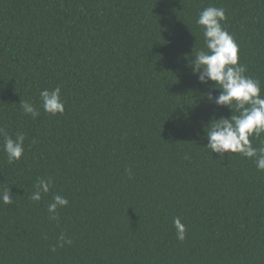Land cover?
Returning a JSON list of instances; mask_svg holds the SVG:
<instances>
[{"label":"trees","instance_id":"1","mask_svg":"<svg viewBox=\"0 0 264 264\" xmlns=\"http://www.w3.org/2000/svg\"><path fill=\"white\" fill-rule=\"evenodd\" d=\"M209 6L264 92V0H0V129L25 135L12 163L0 135L13 199L0 201V264H264V171L204 148L205 127L236 114L192 71ZM56 87L65 111L51 115L40 92ZM57 194L69 204L50 220Z\"/></svg>","mask_w":264,"mask_h":264},{"label":"clouds","instance_id":"2","mask_svg":"<svg viewBox=\"0 0 264 264\" xmlns=\"http://www.w3.org/2000/svg\"><path fill=\"white\" fill-rule=\"evenodd\" d=\"M227 16L223 7L209 6L200 11L196 24L199 26L203 37V47L195 48L192 62V71L199 73L201 83L213 82L220 95L215 98V103L228 106L236 114L227 118L213 120L205 127L208 143L204 146L211 153L219 154L220 159L224 154H239L244 158L253 160L260 171H264V140L259 146H254L252 141L264 137V92L261 82L246 75L247 66L239 62V45L234 36L224 27ZM212 99L211 94H207ZM43 110L51 115L63 114L64 101L61 98V88L52 90L44 89L40 92ZM21 108L25 114L33 119L40 115L37 108L29 101H22ZM3 150L9 163L18 161L24 155L23 133H17L15 138L4 133ZM131 178V169H126ZM52 179H38L35 190L30 199L39 202L42 194H47L52 187ZM11 191L5 188L0 191V201L11 204ZM69 201L61 196L54 195L47 210L50 220L58 219V209L68 206ZM176 238L183 242L186 239V226L177 217L174 221ZM72 241L61 233L57 246L71 245ZM55 251V247L52 249Z\"/></svg>","mask_w":264,"mask_h":264}]
</instances>
